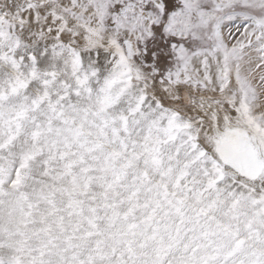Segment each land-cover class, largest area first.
<instances>
[{"label": "snow or ice", "instance_id": "1", "mask_svg": "<svg viewBox=\"0 0 264 264\" xmlns=\"http://www.w3.org/2000/svg\"><path fill=\"white\" fill-rule=\"evenodd\" d=\"M0 264H264V0H0Z\"/></svg>", "mask_w": 264, "mask_h": 264}]
</instances>
